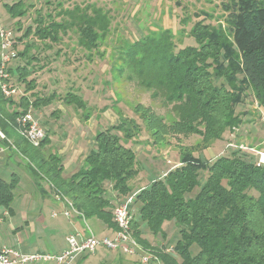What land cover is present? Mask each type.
I'll list each match as a JSON object with an SVG mask.
<instances>
[{
	"label": "trees",
	"instance_id": "1",
	"mask_svg": "<svg viewBox=\"0 0 264 264\" xmlns=\"http://www.w3.org/2000/svg\"><path fill=\"white\" fill-rule=\"evenodd\" d=\"M44 2L52 4L51 0ZM4 5L12 18L27 12L21 0ZM56 5L58 20L39 8L35 25L28 26L17 38L24 45L15 58L24 63L10 64L7 71L10 78L24 84L26 92L35 88L34 78L29 77L39 60L38 52H32L38 44L30 36L58 43L63 34L73 31L77 44L93 53L98 52V45L110 31L111 19L100 7L88 4L63 8L58 0ZM222 9L229 35L200 18L188 31L184 26L176 32L170 28L147 31L127 41L121 50V66L117 67L120 75L127 72V78L149 90L153 99L170 105L174 115L166 122L150 106L135 104L133 112L153 143H165L167 136L197 134L202 146L207 147L225 130L241 123L236 107L249 88L264 109V0H227L222 2ZM200 14L210 15L200 10L194 16ZM190 21L189 14L180 18L183 25ZM16 25L21 28L19 21ZM183 34L193 37L196 45L177 48L175 35ZM44 45L50 46L46 42ZM31 95L34 93H24L16 99L0 89V129L5 136L0 141L26 158L38 185L49 180L86 219H97L116 229L112 193L126 196L134 187L138 163L134 151L125 144L141 131L140 124L134 118L120 116L117 123L97 129L94 145L79 169L65 176L61 156L47 149V133L37 146L19 133L20 114L47 106L58 97L54 92L49 96L36 94L32 99ZM62 101L82 113L86 111L87 102L72 90L63 95ZM178 162L134 192L129 208L134 204L139 208L138 217L131 214L130 231L142 248L149 249L164 264H264V164L239 148L201 162L194 156V149L182 144L178 146ZM201 171L205 172L202 183ZM19 182L16 172L8 177L0 173V206L6 211H12ZM196 185L200 187L198 193L186 197ZM40 189L50 195L48 187ZM170 222L177 237L173 252H166L165 244H151L142 227L145 225L154 238L165 240L164 226ZM154 248L157 250L152 251Z\"/></svg>",
	"mask_w": 264,
	"mask_h": 264
},
{
	"label": "rangeland",
	"instance_id": "2",
	"mask_svg": "<svg viewBox=\"0 0 264 264\" xmlns=\"http://www.w3.org/2000/svg\"><path fill=\"white\" fill-rule=\"evenodd\" d=\"M17 0H0V24L9 29L14 37V50H21L24 41L17 38L28 26H34L36 11L42 8V12L55 15L59 7L57 0H51L52 4H45L44 0H21L27 12L24 16L12 18L9 16L4 4H10ZM62 7L72 8L74 5H94L107 12L110 21V31L98 45V52L89 53L77 44V35L68 31L62 35L58 43L45 42L30 36L38 44L39 60L34 65V72L29 78H34L35 88L32 91H24V84L18 83L14 77L10 78L16 89L14 97L21 94L29 95L31 99L37 94L49 96L56 94L52 102L38 109L30 108L34 117L39 121L48 134L50 143L47 146L49 152L57 153L62 158L63 173L70 176L75 173L81 163L79 160L93 146V135L97 129L105 128L119 121L120 116L134 118L141 127V131L125 145L130 147L136 156L138 174L132 180L133 188L126 196H118L112 193L115 200L125 202L139 187L147 186L155 178L162 176L168 169L178 164V146L180 144L194 149V156L201 162L213 160L217 156L229 154L234 148L239 147L250 152L259 161V152H253L248 146H254L252 136H261L264 132V109L258 106L254 95L249 88L243 101L236 107L241 120L249 117L254 121L259 133L253 134L247 130L250 124L244 122L243 127L237 126L227 129L220 139L202 146L201 137L197 134L167 136L165 143H153L149 133L143 128V124L133 107L137 103L150 106L156 113L164 117L166 122L174 119L170 105L162 103L161 99H153L150 91L140 86L135 80L127 78V72L120 75L117 67L121 66L119 55L128 44L127 41L136 39L140 34L160 28H170L176 32L179 28L188 31L189 26L197 19L203 18L205 22L221 28L229 35L225 21L226 13L222 9V2L227 0H58ZM200 10L207 14L195 17L194 13ZM189 14L191 21L187 25L180 22V18ZM19 21L21 28L17 29ZM181 39V41H180ZM177 48L195 46L193 37L186 34L175 35ZM23 64L19 58L11 61L12 65ZM69 90L79 94L86 102V111H82L73 104L62 101L63 95ZM246 111V112H245ZM243 113V114H242ZM88 115V119L85 116ZM264 134V133H263ZM242 142H247L242 144ZM241 143V144H240ZM246 145V146H245ZM248 145V146H247ZM243 146V147H242ZM0 149V173L8 177L11 172L20 176V182L16 189L11 208L13 213L3 215L4 207L0 206V244L15 247L29 252H52L65 244V236L69 233L68 218L61 214V206L55 201L49 202V197L40 189L46 186V182H35L31 168L24 156L13 147L6 145ZM46 149V150H47ZM254 150V147L251 148ZM255 151V150H254ZM264 164V163H263ZM205 172H200V181L203 182ZM44 188H47L44 187ZM199 185L188 191L186 197H194L199 191ZM50 197H52L50 193ZM50 199V198H49ZM58 204V206H57ZM139 204L129 208L131 214L138 217ZM8 210V209H7ZM57 211V216L52 217V212ZM8 212V211H6ZM40 217V218H38ZM76 218V217H74ZM80 221V219L77 217ZM93 225L94 219H88ZM82 225L80 227L83 228ZM143 233L151 244L165 246L173 245L177 237V231L173 222L164 226L165 240L154 238L144 225ZM142 247V246H141ZM166 249V248H165ZM150 251L149 249H143ZM157 250L154 248L152 251ZM127 256V255H124ZM129 259L136 264H142L138 256H130ZM93 261L90 264H94ZM35 264V263H34Z\"/></svg>",
	"mask_w": 264,
	"mask_h": 264
},
{
	"label": "built area",
	"instance_id": "3",
	"mask_svg": "<svg viewBox=\"0 0 264 264\" xmlns=\"http://www.w3.org/2000/svg\"><path fill=\"white\" fill-rule=\"evenodd\" d=\"M14 37L11 31L0 24V89L7 96H14L16 89L10 81L7 68L15 58ZM19 133L34 146L46 136L44 128L29 110L17 117ZM0 129V138H4ZM243 147V146H242ZM259 161L264 163V151L259 152ZM46 186L55 202L61 206V214L67 218L78 217L84 226L81 230H74L66 237V247L60 252L24 253L21 250L7 245L0 246V264H28L32 261H50L51 264H74L76 259L83 254L93 253L98 248L117 251L127 256H138L143 264H164L154 253L144 251L130 231L131 213L129 205L134 194L125 202L115 200L112 215L116 229L112 235H97L87 223V219L80 211L76 210L72 201L63 195L49 180ZM57 216V211L52 212V217ZM166 252H173V247L168 246Z\"/></svg>",
	"mask_w": 264,
	"mask_h": 264
},
{
	"label": "crops",
	"instance_id": "4",
	"mask_svg": "<svg viewBox=\"0 0 264 264\" xmlns=\"http://www.w3.org/2000/svg\"><path fill=\"white\" fill-rule=\"evenodd\" d=\"M263 109V108H262ZM246 112V111H245ZM243 114V113H242ZM247 116H249V117H247V118H245L244 120H241V123L238 125V126H240V127H243L244 125H242L244 122H250V123H248V124H250L249 126H248V128H247V130L249 131V132H251V133H253V134H258L259 133V131H258V128L257 127H255V125H254V121L253 120H251V117H250V112H247ZM96 132V131H95ZM264 133V132H263ZM263 133H261V136H252L253 137V142L255 143V145L254 146H252V147H254V150H252L251 148V146H248V147H250V149L249 150H251V151H253V152H256V154H257V152H259V151H261V152H263L264 151V134ZM95 134V133H94ZM94 136V135H93ZM245 143H247V142H245ZM244 142H242V144H245ZM241 144V143H240ZM248 144V143H247ZM3 145H5V144H3V142L2 141H0V149L2 148L3 149ZM92 145H94V141H93V144ZM246 146V145H245ZM239 147H236V148H234L233 150H235V149H238ZM239 149H241V148H239ZM87 153H85V155H86ZM85 155L82 157V159L81 160H79L80 161V163L82 164V161H83V158L85 157ZM258 155V154H257ZM177 165H179V162H178V164ZM176 165V166H177ZM165 173V172H164ZM164 173L162 174V175H164ZM45 187V186H44ZM46 196H48L49 198L47 199V200H49V202L51 201V202H53L54 201V199L52 198V197H50V195H47L46 194ZM56 203V202H55ZM57 206H58V204H57ZM5 213L7 214H12L13 213V211H8V212H6V211H4V213H3V215H5ZM54 217H56V216H54ZM38 218H40V217H38ZM93 219V218H92ZM68 223L70 224V226H69V233L70 232H72V231H74V230H81L80 229V227L82 226V223H81V221H79L78 219H76V218H68ZM87 223H88V219H87ZM88 225L91 227V229L97 234V235H112L113 234V232H114V229L113 228H108V227H106L103 223H101L100 221H98L97 219H94V224L93 225H91V224H89L88 223ZM69 233H67V235L69 234ZM66 235V236H67ZM65 236V237H66ZM64 240H65V238H64ZM1 245H5V244H0V246ZM65 247H66V241H65V244L63 243V245H62V247H58V249H55L54 251H52V252H60V251H62V250H64L65 249ZM22 252H24V253H36V252H45V251H35V252H29V251H27V250H22ZM47 252V251H46ZM129 257L130 256H124V254H121V253H119V252H117V251H111V250H107V249H104V248H98V249H96L93 253H90V254H86L85 256H79L77 259H76V261H75V263L74 264H90V263H92L93 261H95V263L94 264H136V263H134L133 261H131L130 259H129ZM51 264V262L50 261H39V260H36V261H32V262H29L28 264Z\"/></svg>",
	"mask_w": 264,
	"mask_h": 264
}]
</instances>
